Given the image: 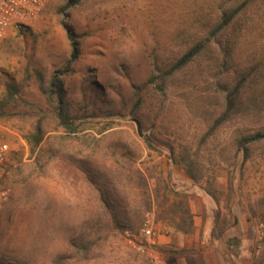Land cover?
I'll use <instances>...</instances> for the list:
<instances>
[{
	"label": "rangeland",
	"instance_id": "374dc122",
	"mask_svg": "<svg viewBox=\"0 0 264 264\" xmlns=\"http://www.w3.org/2000/svg\"><path fill=\"white\" fill-rule=\"evenodd\" d=\"M74 1L48 0L12 28L0 51V138L11 147L0 176V190L9 191L0 202V264H127L141 254L126 232L138 235L149 212L159 232L170 218L167 185L192 195L205 220L233 222L226 207L231 175L242 240L228 263L263 258L264 140L248 145L246 158L237 140L264 126V0H83L65 9ZM231 16L189 66L165 84L149 83ZM9 82L20 87L18 102L8 101ZM240 84L238 110L216 127L225 98ZM60 105L83 122L78 133L59 124ZM39 127L43 141L35 148ZM173 148L175 160L198 161L200 183L172 160ZM129 168L146 175L151 210L137 179H126ZM106 189L116 190L113 211L101 201Z\"/></svg>",
	"mask_w": 264,
	"mask_h": 264
},
{
	"label": "trees",
	"instance_id": "16d2710c",
	"mask_svg": "<svg viewBox=\"0 0 264 264\" xmlns=\"http://www.w3.org/2000/svg\"><path fill=\"white\" fill-rule=\"evenodd\" d=\"M83 0H75L73 3H69L65 9H70L73 5L78 4ZM234 16V15H233ZM229 17L224 23L220 24L218 28L211 34V36L206 37L204 40H201L200 42H197L194 46H192L186 53H184L180 58H178L168 69H166L164 72H162L160 75L153 74L152 78L149 80V83H157L159 80H161V84H165L166 79L169 77L175 75L176 73L182 71L184 68L189 66L196 58L201 56L209 47H211V41L212 37L217 36L220 32H222L226 26L229 24V22L233 19L232 17ZM68 37L70 41L72 42L75 51L73 52V58H78V50H77V41L75 39L74 32L69 30ZM37 77L40 81V88L41 91L47 95L50 99V101H53L52 93L53 89L49 86H46V80L44 75L39 72L35 71ZM57 84L55 81L52 82V87H56ZM163 86L161 87V89ZM242 85L236 87L233 89L229 95L225 98V104L226 108L225 110L220 114L217 122L216 127L222 126L224 123H226L231 117L232 114L236 113L238 110L241 102H240V91H241ZM7 94H8V101L9 102H18L20 99V87L16 85L13 82L7 83ZM61 104L63 102V98L60 97ZM6 104L1 102L0 103V115L4 114ZM57 118L59 120V124L61 127H63L65 130H67L70 133H78L83 125L82 121H78L77 119L70 116L66 110L60 105L57 108ZM264 140V126L259 129L258 131L248 134L244 137L238 138L237 140V147L240 151H244L245 158L248 157V145H254ZM43 141V135L41 132V128L39 127L37 130V133L34 135V142L33 145L38 147L41 142ZM145 143L147 147L150 150H155V146L153 143L146 139ZM172 160H175L176 150L175 148L172 149ZM187 173V175L195 182L200 183L204 179V175L202 170L200 172L198 171L199 163L197 160L192 159L188 155L182 156L181 160L176 159L175 160ZM128 175L126 176V179L130 183H132L135 178L137 179V183L139 186L143 189L144 195L147 197L145 205L146 207L151 210V206L153 203L152 196L147 191V177L144 174V172L141 169L133 170V168L127 169ZM104 191V190H103ZM115 189H106L104 191V194L102 196V203L103 205L108 209V211H113L115 208L117 209V206L113 200V196L115 193ZM165 191L167 192V199L165 202V205H167V213L169 214L170 218L169 221L173 224V226L176 228L177 231L191 235L195 233V215L192 212L190 201L192 198H194L192 195L180 192L176 190V188L171 187L170 185H167L165 187ZM205 191L215 200V202L218 204L220 202V198L216 195L214 191H212L210 188H206ZM228 194H227V203L226 207L229 212V216L233 222L228 223L226 219H222L215 223V226L213 228V231L211 233V237L208 240V244L210 247L214 248L217 252H219L225 259L226 262L230 261V256L234 253V256H239V250L241 246V237L242 232L240 228V221L237 217L234 206L237 203V189H236V182L235 177L231 175L230 182H229V188H228ZM173 197V200L170 199V197ZM114 221L121 226V221L117 218V215L114 214ZM126 221V220H125ZM234 229V232H231L230 229ZM201 239H203V236H201ZM219 242L223 243L225 246V249H221L219 247H215L214 243ZM92 244L88 246L85 250V259H89L91 256V249ZM233 247L235 249L233 250ZM196 250L191 249H182L179 251H170L171 254L174 255H186L189 253H195ZM254 264H264V257L256 259Z\"/></svg>",
	"mask_w": 264,
	"mask_h": 264
},
{
	"label": "built area",
	"instance_id": "2783aa9c",
	"mask_svg": "<svg viewBox=\"0 0 264 264\" xmlns=\"http://www.w3.org/2000/svg\"><path fill=\"white\" fill-rule=\"evenodd\" d=\"M48 0H0V51L15 26H21L38 15ZM11 154L9 143L0 138V176ZM8 190H0V202L7 201ZM160 232L155 229L154 214L149 212L138 235L126 236L131 246L145 256L150 264H166L157 249Z\"/></svg>",
	"mask_w": 264,
	"mask_h": 264
},
{
	"label": "crops",
	"instance_id": "0c3cea01",
	"mask_svg": "<svg viewBox=\"0 0 264 264\" xmlns=\"http://www.w3.org/2000/svg\"><path fill=\"white\" fill-rule=\"evenodd\" d=\"M199 195V194H198ZM207 203V204H206ZM191 209L195 215V233L191 235L183 234L176 230L167 218L164 223L159 222L161 229L157 249L159 250L166 264H229L224 257L214 248L206 246L215 226V220L208 217L206 220L201 215L195 201H191ZM208 211L212 208L211 202L205 200ZM201 208L203 206H200ZM203 236V239H201ZM203 245L202 247H199ZM182 249H194L195 253L186 255H174L170 251ZM109 264V263H107ZM127 264H149L146 258L139 255L137 260L128 261Z\"/></svg>",
	"mask_w": 264,
	"mask_h": 264
},
{
	"label": "water",
	"instance_id": "95a60500",
	"mask_svg": "<svg viewBox=\"0 0 264 264\" xmlns=\"http://www.w3.org/2000/svg\"><path fill=\"white\" fill-rule=\"evenodd\" d=\"M131 121H133V122H135V123L137 124L139 135H140L141 137H144L143 128H142L141 123H140L138 120H136V119H133V120H131Z\"/></svg>",
	"mask_w": 264,
	"mask_h": 264
}]
</instances>
